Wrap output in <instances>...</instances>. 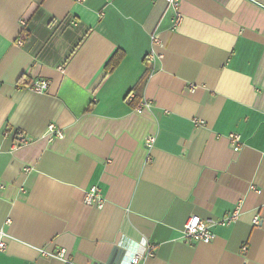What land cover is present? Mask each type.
I'll use <instances>...</instances> for the list:
<instances>
[{
    "label": "crops",
    "instance_id": "1",
    "mask_svg": "<svg viewBox=\"0 0 264 264\" xmlns=\"http://www.w3.org/2000/svg\"><path fill=\"white\" fill-rule=\"evenodd\" d=\"M179 12L174 25L166 0H0V264H64L40 248L129 264L148 245L143 264H264V0ZM37 78L46 92L26 88ZM92 185L100 209L83 203ZM193 214L209 243L182 238Z\"/></svg>",
    "mask_w": 264,
    "mask_h": 264
},
{
    "label": "built area",
    "instance_id": "2",
    "mask_svg": "<svg viewBox=\"0 0 264 264\" xmlns=\"http://www.w3.org/2000/svg\"><path fill=\"white\" fill-rule=\"evenodd\" d=\"M168 7L172 8L175 12L174 17V25H177L181 20V15L179 12V0H166ZM19 42H21L19 40ZM50 81L46 78H37L33 79L27 86V89L32 91L43 93L46 92L49 88ZM132 97V94L129 95V99ZM148 103L140 102V104L136 107V109H141L143 105H147ZM196 123H201L200 119H195ZM44 135L47 136L49 140L54 139L55 137H62V130L57 127L54 123H48L46 129L44 131ZM229 142L233 148V150L238 151L241 146V138L240 135L236 132H230L228 134ZM155 141V135L149 134L144 138V144L147 149L153 146ZM20 142H24L23 137H21ZM105 199L102 196V193L96 185H92L88 189L84 191L83 203L87 206H94L96 208H102L104 205ZM239 216V208H235L232 212L225 214L222 218H220L217 223L220 225H227L233 221H235ZM7 221H9L7 219ZM259 222V215H255L253 217V223L257 224ZM3 233L0 232V235ZM182 238L185 241L189 242H204L209 243L213 239V233L210 230L209 226L196 214L190 215L183 227ZM4 248V243L0 240V249ZM246 246L242 247V250H245ZM41 255L44 256H52L61 260L64 264H76L70 258L66 257V252L64 248H56L52 251L45 250L43 248L39 249ZM154 255V247L153 245H148L145 249V254H134L132 255L129 264H143L142 258L143 256H153Z\"/></svg>",
    "mask_w": 264,
    "mask_h": 264
},
{
    "label": "trees",
    "instance_id": "3",
    "mask_svg": "<svg viewBox=\"0 0 264 264\" xmlns=\"http://www.w3.org/2000/svg\"><path fill=\"white\" fill-rule=\"evenodd\" d=\"M122 57L121 51L120 50H116L115 53L111 56V58L109 59V61L107 62L105 69L106 70H112L120 61ZM149 74V68L145 69L144 75L147 76ZM132 94V97L129 99V95ZM125 98H127L129 100V102L133 105L134 108H136L140 102H141V98L139 96V93L137 91V88L134 87L133 89H131L127 95L125 96Z\"/></svg>",
    "mask_w": 264,
    "mask_h": 264
}]
</instances>
